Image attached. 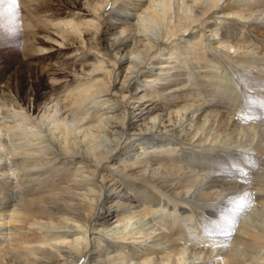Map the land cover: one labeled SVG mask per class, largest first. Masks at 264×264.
<instances>
[{
	"label": "bare ground",
	"instance_id": "1",
	"mask_svg": "<svg viewBox=\"0 0 264 264\" xmlns=\"http://www.w3.org/2000/svg\"><path fill=\"white\" fill-rule=\"evenodd\" d=\"M115 1L83 0L77 22L43 21L45 44L73 50L48 67L40 96L25 99L18 78L0 95V228L29 232L0 241V264H264L254 253L264 231L245 225L240 234L212 222L190 230L177 217L163 230L128 228L168 197L176 215L195 204L209 217L222 205L264 208V167L253 175L264 121L241 123L261 120L264 98L243 88L248 77L226 73L264 75L248 38L264 29V0ZM116 22L125 29L114 31ZM168 60L184 72L172 75L174 65L161 77ZM186 87L197 95L182 105L168 94Z\"/></svg>",
	"mask_w": 264,
	"mask_h": 264
},
{
	"label": "rangeland",
	"instance_id": "2",
	"mask_svg": "<svg viewBox=\"0 0 264 264\" xmlns=\"http://www.w3.org/2000/svg\"><path fill=\"white\" fill-rule=\"evenodd\" d=\"M119 1L122 2V0H119ZM119 1L118 0L115 1L116 2V6L114 7L115 9L118 8L117 2ZM73 2L74 0H0V95L3 91H5L6 83L10 81L14 83L15 85L17 80H19L21 85L24 87L22 96L25 99H34L40 96V94H42L44 91L47 90L46 85L49 82V78H48V74L46 70H48L51 66L55 65L56 62L58 61L61 62L60 55L64 53H69L70 51L73 50V48L72 46L65 45L63 46V49H58L50 45L48 42H47L48 44H45V41L48 37H50V33L52 32V30L51 28H49L50 26H48V23L45 24L43 21H46V22L65 21V20H74V22H77V20L79 21L81 19L80 18L81 15L77 17L76 14L82 10L83 0H80L79 3L76 2L77 4L75 3L74 6H72ZM104 22L105 24L102 26V29H107L108 25L106 23L108 21L105 20ZM113 24L115 25V27H111V28L114 29V31H121L125 29V27L121 26L120 22H116ZM252 31L253 32L251 33L253 34L249 35L248 38L252 42H254L255 45L253 48L256 47L255 49L259 50L258 51L259 55L263 56L264 55V29H261L258 27L255 30L252 29ZM48 32H49V35H48ZM241 32L242 31H240L239 33ZM234 33L237 34L238 30L237 32H234ZM36 37L41 38V40L43 39V41L41 42L37 40ZM175 49L176 48H173L172 51L176 52ZM43 52L44 54H42ZM176 54L179 56V53H176ZM180 58H181V55H180ZM187 58L190 59L191 61L196 60L194 55H189L187 56ZM260 61L262 62L264 61V59ZM167 62L169 63L166 64V68L164 69L165 74L162 73L163 75H161V77L167 76L166 75L167 70L170 68L172 69L174 65L175 67L173 68V70H171V71H174L172 75L181 73L180 71L182 70L181 66L178 67L176 63H172V61L170 60H168ZM226 70H227L226 73L231 72L230 75L232 76V79L233 78L236 79L237 75L238 77H243V76L248 77V79L250 80V83L248 82L246 84H243V88H245V90L248 91V94L250 95L254 92V94L257 93V95H254V96H259V97L263 96L264 98V95H263L264 90H262L264 89V75L261 72H259L257 69H254V70L249 69L252 72L243 71L244 72L243 75H242V72L240 73V72H235L232 70L234 72L233 73L232 71H228V70H231L230 68ZM203 71L204 69L201 68L197 72L202 73ZM154 72H159V71H154ZM182 72L184 71L182 70ZM122 75L124 74L122 73ZM142 78L143 76L140 77V81L142 80ZM131 90H135V88H131ZM207 90H209V88ZM168 94L169 96H175L173 97L174 101H177L178 104H181V105L184 104L182 102L186 100L185 96H191V98L190 97L189 98L192 99V97L197 95L194 92V90H192L190 87H186L184 91L175 92V94L173 93H168ZM191 102L193 101L191 100ZM144 107L143 105L142 106L140 105L139 107L134 108L135 110H133V115H131L132 116L131 121L132 123L134 122L133 125L140 123L138 118H140V115L142 113L143 115H145L144 112H146V110L144 111V109H142ZM156 107L154 109V112H155L154 115L159 114V120L161 118H164V120H166L165 118H167L166 117L167 114L164 113L166 109L162 108L160 105H157ZM98 112H102V108H98L96 110L94 109L92 114L98 115L100 114ZM223 112H226V111H223ZM116 113H119V112H115V114ZM248 113L251 116H253L251 109H248ZM164 114L166 115L165 117H164ZM257 114H259L258 117L261 120L257 118L253 120L254 118L247 117L248 119H245V121L241 123H245L246 125H250V124L255 125L256 121L257 122L264 121V118H263L264 110L258 112ZM106 116L107 115H104V117ZM136 129L131 130L130 133H133V132L135 133ZM254 160H256L257 162V168L255 169V172H253L255 173L253 175L257 176L258 173L263 170L264 157L262 156V157L254 158ZM245 161L244 163L247 165L248 160H245ZM128 179L132 180V178H129V177ZM156 195L158 196V193H156ZM160 195L161 193H159V196ZM160 198H161V201H163L162 197ZM168 198L169 199L164 198L166 199L165 203L166 202L168 203V206L166 208L157 210L154 213V215L150 216L151 218L143 219V222L141 223L143 225H140L138 223L135 224L132 221L134 224L130 223V225H128V228L129 226H131V228H134L135 226L137 228L144 227L146 231L147 229L153 226L152 228L155 230L160 229V228H161L160 230H163L164 229L163 226L164 224H166L165 222H169V224L173 222L175 223L176 218L178 217L177 219H179L180 221L182 220L181 222H183L186 228L189 227L190 230H192L193 228H196L197 223L199 221L204 224L205 223L207 224V222L208 223L212 222L213 224L215 223L216 227L221 228V230L223 229V231L225 230L228 234H235V233L240 234L241 228L244 225L260 233L264 231V208H262V206L259 204H256L253 202L242 203V206L238 208L236 206H226V205H222L221 203H218L216 206L222 205V208L218 210L217 212H221V213H216V211H213L214 214L210 217L204 213V210H201V208H203L201 207V205H198V204L191 205L192 209H190L189 207H186L187 205H185L183 206L184 211L180 210L179 212V210H177L178 214L176 215V212H172L171 210V207L175 208L174 207L175 203L174 205H172L171 201H169V200L174 201V198L173 197L172 198L168 197ZM193 210L195 211V213L192 212ZM181 212H184V213L182 214ZM231 212H233L236 216L233 217V213ZM79 225L83 226L82 224H79ZM112 227L113 226L108 228V230L111 229ZM98 230H103V229L98 228ZM19 232L20 234H23V235L29 234V232L26 231V229H17V227L13 228L9 226L1 227L0 228V241H3L4 243H6L9 240L11 241L16 237V234H19ZM87 241H88V238L83 240V243H87ZM226 244H229V243H226ZM224 246H218L217 248L220 249L223 247L225 248V251H226V248H229L228 246L230 245H224ZM199 248L200 246H198V249ZM256 252H259V257H261L264 253V251H261V249L256 250V251L254 250L255 254H257ZM218 254H220V251L218 252ZM215 255H217V252L215 253ZM247 259L248 257H244V260H247ZM42 261L46 262L44 259Z\"/></svg>",
	"mask_w": 264,
	"mask_h": 264
}]
</instances>
